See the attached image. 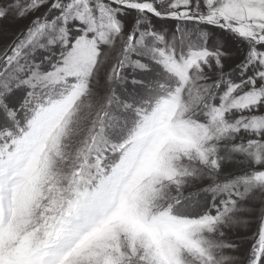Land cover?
Wrapping results in <instances>:
<instances>
[{"label": "snow or ice", "instance_id": "1", "mask_svg": "<svg viewBox=\"0 0 264 264\" xmlns=\"http://www.w3.org/2000/svg\"><path fill=\"white\" fill-rule=\"evenodd\" d=\"M0 264H264V0H0Z\"/></svg>", "mask_w": 264, "mask_h": 264}, {"label": "rangeland", "instance_id": "2", "mask_svg": "<svg viewBox=\"0 0 264 264\" xmlns=\"http://www.w3.org/2000/svg\"><path fill=\"white\" fill-rule=\"evenodd\" d=\"M13 30H15V26L13 27Z\"/></svg>", "mask_w": 264, "mask_h": 264}]
</instances>
